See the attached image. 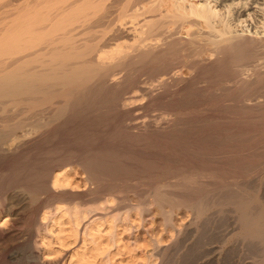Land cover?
I'll use <instances>...</instances> for the list:
<instances>
[{"label": "bare ground", "instance_id": "bare-ground-1", "mask_svg": "<svg viewBox=\"0 0 264 264\" xmlns=\"http://www.w3.org/2000/svg\"><path fill=\"white\" fill-rule=\"evenodd\" d=\"M22 4L0 12V204L14 189L34 203L66 191L76 164L86 175L77 189L102 192L112 176L106 173L123 159L133 176L124 196L91 207L52 197L38 228L40 258L138 264L123 230L132 238L144 230L150 260L218 255L264 264V0ZM209 95L225 108H215L211 127L190 133L186 125L209 110ZM116 109L125 114L102 133L97 126ZM136 109L145 114L136 117ZM28 127L42 131L32 143L20 140ZM128 193L141 201L132 203ZM180 214L191 221L175 224ZM224 214L232 222L207 231L210 219ZM158 216L160 229L150 233ZM181 239L194 241L183 249Z\"/></svg>", "mask_w": 264, "mask_h": 264}, {"label": "rangeland", "instance_id": "rangeland-1", "mask_svg": "<svg viewBox=\"0 0 264 264\" xmlns=\"http://www.w3.org/2000/svg\"><path fill=\"white\" fill-rule=\"evenodd\" d=\"M59 1L60 0H58V2H57V0H51V4L54 5L53 3H55L56 5H58L57 3H59ZM192 1H196V0H192ZM20 2L21 3L23 2V4H24V0L23 1L22 0H20V1L19 0H0V12L2 13V12H4L3 10L12 9L13 5L17 6V4H18V6H21ZM9 6H11V7L9 8ZM3 7H4V9H3ZM22 12H23L22 14H24V11H22ZM25 13H26V11H25ZM11 14L14 17V16L17 15V12L14 11V12H11ZM1 21H0V25L2 26L1 23L3 21L2 22ZM7 21H9V20H7ZM1 26H0V28H1ZM238 29H240V27H238L237 30ZM238 31L240 33H242V27ZM183 35L186 36L187 33H184ZM3 43H2L3 46L4 45L6 46L7 44H8V46L14 44V43L13 44L12 43L11 44L10 43H6V42H3ZM0 46H2V45H0ZM213 97H214V99H217V97L214 96V95L211 97L212 99L211 98H205L204 99L205 101H208L207 102L208 104L210 103L211 107H210V105H209V107L208 106L207 107L209 108V110H213L212 111L213 113H210L211 111H209V110H206V111L203 110L204 112L201 111V112H199L197 114H194L193 118H195L194 119L195 121H193L189 125L187 124L188 126L186 125V129L188 131L189 130H191V131H201V130L207 129V127L209 128V127H211L213 125L214 122L211 121V118L213 117L212 115L218 114V111L216 109L223 105V104H219V105L217 104L216 107H214V103L215 102L220 103V100H214L213 101ZM211 101H213V102H211ZM221 108H225V106L223 105V107H221ZM221 108H219V109H221ZM136 110H137V112H136ZM136 110L134 112L136 117H140V116L142 117L143 114H145V110H143V109L142 110L136 109ZM156 111L152 112V115L158 116L161 113L160 110H156ZM12 113H13V111H12ZM121 113L124 115L125 114V110H123L122 112H121V110H118V109L114 110L113 113H110V116H109V119H111V120H108L106 122L108 124H105V123L102 124V125H98L97 124L98 125L97 128H99L98 130H100V131L103 130V131H101L102 133H104V132L105 133H110L109 132L110 129L116 128V127H114L113 123L114 122H118L119 118L121 119V117H120ZM14 117H15V115H14ZM12 118H13V116H11V118H9L10 119L9 120L10 123L12 122L11 121ZM2 119L3 118H1L0 120H2ZM13 119H14L13 121H15L16 118H13ZM208 119L210 121H208ZM110 121H112L113 123H111ZM0 122L3 123V120L0 121ZM198 122H200L201 124L198 123ZM116 124L117 123H115V126H117ZM122 124L121 125L123 127H121V128H125V124L124 123H122ZM110 125H111V127H110ZM101 126H103L104 129ZM107 126H109L110 128L107 127ZM32 128L33 127H31V128L28 127V128L25 129V131H23V134H21L22 132L19 133L20 134L19 136H21L20 140L22 142L32 143L34 141V139L39 137L38 135H40L42 131L41 130L39 131L36 128H34L32 130ZM29 129H30L31 132L29 131ZM26 130H28V132ZM191 131H189V132L191 133ZM102 133H100V134H102ZM192 133H194V132H192ZM51 134H53V133L48 131V136H50ZM106 135H108V134H106ZM25 136L28 137V138H26ZM66 136H67V134H66ZM68 139L70 140V138H68ZM62 141L61 142L59 141V142L62 143ZM210 141H211V143L213 141H215L218 144L220 142H222V141L219 142L218 140L216 141V139H211ZM64 142L65 141H63V143ZM70 142H72V139L69 141L68 144H70ZM104 142H105V140L104 141L102 140L101 142H99V144L104 143ZM54 144H56V143L55 142L52 143V145H54ZM49 146H51V144H49ZM200 157H202V155ZM209 157L210 156H208L207 158H209ZM212 158L213 157H210V159H212ZM214 158H216V157H214ZM217 158H219V157H217ZM222 158H221V160L220 159H217V160L218 161L220 160V162H223L225 160V157H222ZM123 160L121 161L122 165H120L119 168H117V169L115 168V170H113V171H117L118 173L117 172H113V171H110V172L106 173L107 174L106 176H109V175L111 176L112 175L111 176L112 178L110 177V180H113V181L115 180V181L114 182L110 181V180L107 181L106 184H105V188L106 189L104 188L102 190V192H100V193L95 192L96 189L87 188L86 190H84V189L82 190V188L81 189H77L76 188V186L79 185L80 182L84 180V177H86L85 173L82 170V167H80L78 164L74 165L72 167L73 171L69 172V176L71 177V178L70 177L69 178H70V180L72 179L71 180L72 186L69 187V189H65L66 191H64V190H62V191H53V193L43 194L40 197V201H37L35 203L33 201L31 202L30 196L28 194H26L25 192L21 191L20 189H14V190H10L9 192H7L6 195H5V205H1L0 204V264H26L27 263L26 261H30L32 256H34V257L37 256L38 258H40L42 256L41 252H40V249L38 248V245H37V242H38V237L37 236H38L39 229L43 227V223L41 221L42 215L44 213H47V212L51 211V206L54 203V200H52V197H57L56 201L59 202V203H63L62 201H65L64 203L65 204L69 203L68 205L73 204V205H78V206H81V207H89V206L91 207V206H94L95 204L102 203L103 200L106 199L107 197H111V196L122 197V196H124L125 193L123 192L124 189H122V188H124L125 185H128V180L132 179L133 176L131 174H128L126 172V169H125V166H127V164L129 162L126 163ZM60 161H62V160H60ZM215 161H216V159H215ZM4 162H6L5 158L0 160V168L2 167ZM61 171L59 170L58 173H61ZM119 172H120V174H119ZM124 176H127V177H124ZM130 176H132V178ZM118 184H120V185H118ZM115 185H118V186H116L117 188L115 187ZM110 186H112V187H110ZM111 188H113V189L111 190ZM107 190H108V192H107ZM104 192H106V193H104ZM91 193H93V194H91ZM127 196H128V199H130L132 201V203H138V202L141 201L140 198L137 197V195L135 196L134 193H128ZM119 205L115 206L113 208V210H110V213L116 214L117 211L121 208V205L120 206ZM155 210H158V209L155 208L154 212H155ZM113 211H116V212H113ZM32 214H34V215H32ZM180 216L179 215L175 216V218H174L175 224L176 223L179 224L181 222L180 219H182V218L184 219L185 223H189L191 221V217L190 216L187 217L186 214L185 215L180 214ZM189 217H190V219H189ZM221 218H222V220H220ZM210 220L211 221H209L208 224H207V231H209L210 229L213 230L214 228H215L214 230H216V227L221 226L222 223H224V222L225 223L226 222H229V223L232 222V219L230 220L229 214L228 215L224 214L223 216L216 215V217L214 219H210ZM219 220H220V222H218ZM161 222H162V220H161L160 216H158L156 224L153 227L155 229H152L153 231L151 230L150 233H155L156 231L158 232L159 229H160V225L162 224ZM125 228H126V226H125ZM145 234L147 236H145ZM135 237H133V238L130 237L128 232L124 233V230H123V236H122L123 244L125 245V247L128 250H132L133 251L132 253H134L135 258H136L135 260H136V262L138 264H146L148 262L149 263L151 262L150 264H227V263L228 264H242L243 262L247 263L248 260H249L247 258H245V260H244L243 258H240V257H237V256H235L234 258L230 257L231 260H230V258H226L224 260L223 256H218V255L210 256V257H207V258L199 257V256H183V255H181V256H172V257L170 256V257H167V258H157V259L153 258V260L152 259L150 260L144 254V247L146 246L147 242H149L148 239H150L149 235L144 230H142V231L140 230V232L138 233L137 237L136 238ZM134 239L135 240L137 239V241H138L137 244L134 243V241H135ZM181 241H182V239H181ZM193 241L194 240H192V239L188 240L187 242H183L182 241L183 243L181 244V246L182 247L183 246L184 247H189V246H191ZM169 243H170L169 241L165 242V246L164 247H166L167 244H168L167 246H170V244L172 242L170 244ZM137 246L140 248V250H137ZM184 247H183V249H184ZM228 247H230V245ZM149 249L150 248H148V250ZM21 256L23 257V259H22ZM65 257H66V254H62V255H59V256L49 257L46 260H43L41 258L39 260H40V263L42 262L41 264H43V263L44 264H62V262H63ZM123 257H124V259H127L128 255H124ZM216 257H217V259H216ZM21 262H23V263H21Z\"/></svg>", "mask_w": 264, "mask_h": 264}]
</instances>
